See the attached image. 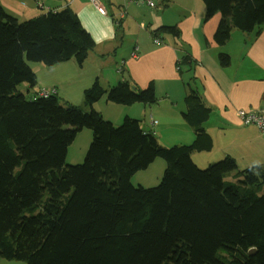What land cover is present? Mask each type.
Returning <instances> with one entry per match:
<instances>
[{
	"label": "trees",
	"instance_id": "obj_1",
	"mask_svg": "<svg viewBox=\"0 0 264 264\" xmlns=\"http://www.w3.org/2000/svg\"><path fill=\"white\" fill-rule=\"evenodd\" d=\"M202 1L204 19L219 14L218 45L234 29L264 27V0ZM158 32L178 36L179 28ZM94 46L68 5L19 22L0 3V255L27 264H264V163L238 169L230 155L205 168L193 162L191 154L210 150L213 140L204 127L211 108L190 82L189 55L177 66L190 144L162 146L140 120L126 115L115 126L93 108L104 95L124 105L156 103L152 83L123 79L104 89L96 79L83 90L87 111L17 89L35 85L31 64L81 65ZM217 60L230 63L224 52ZM82 128L92 132L84 160L65 165ZM157 157L165 161L160 183L133 186L131 176Z\"/></svg>",
	"mask_w": 264,
	"mask_h": 264
},
{
	"label": "crops",
	"instance_id": "obj_2",
	"mask_svg": "<svg viewBox=\"0 0 264 264\" xmlns=\"http://www.w3.org/2000/svg\"><path fill=\"white\" fill-rule=\"evenodd\" d=\"M153 1L155 6L135 0H97L105 14L99 13L97 5L90 0H0V3L18 21L66 5L71 7L95 42L81 65H75L72 60L59 63L70 66L75 73L87 68L85 77L74 86L84 90L96 79L104 89L123 79L140 88L152 83L159 100L150 105L135 103L128 109H117V119L126 115L136 118L144 131L158 139L169 137L175 144H189L194 138L192 128L181 116L185 108L184 84L177 66L180 57L189 55L194 75L190 82L211 108L204 127L212 137L213 146L218 141L222 155L233 157L238 169L263 164L264 134L254 125L243 124L239 112L264 106V27L258 34L238 33L234 29L229 40L218 45L213 35L219 14L204 19L202 0ZM172 25L179 28L178 36L155 33L161 26ZM154 37L159 42H154ZM221 52L230 57L226 67L218 63ZM31 67L36 78L49 70L40 63ZM55 84L61 85L56 79L39 81V88L31 97L39 89L56 87ZM103 97L93 103L102 116L104 112L99 104ZM108 102L102 104L110 106Z\"/></svg>",
	"mask_w": 264,
	"mask_h": 264
},
{
	"label": "rangeland",
	"instance_id": "obj_3",
	"mask_svg": "<svg viewBox=\"0 0 264 264\" xmlns=\"http://www.w3.org/2000/svg\"><path fill=\"white\" fill-rule=\"evenodd\" d=\"M45 1V0H44ZM159 2L160 0H155ZM19 22H23L19 20ZM240 31L238 30V33ZM73 61L75 65L78 63L74 59H70ZM69 61V60H68ZM77 63V64H76ZM62 64H55L54 66H46L45 70L41 75L36 78L35 85L30 87L28 83L23 82L17 86V89L22 92L27 99L31 98V94L39 88V81H53L57 80L61 85L55 84V88L57 89V93L55 94L60 105L64 106L67 103H72L81 107L83 111H87L86 106L83 105V89L81 87L74 86V84L80 80H82L85 76V72L87 68H85L82 72L75 73L74 69H71L70 66H61ZM45 66V65H44ZM62 67H66L62 68ZM55 69V70H54ZM57 69L58 73H57ZM54 71L52 74L51 72ZM66 72V73H65ZM65 73L64 75H62ZM58 78V79H57ZM59 79H63L60 81ZM51 88V87H49ZM81 100V101H80ZM101 110H103L104 119L112 122L115 126L120 125L123 118L118 121L117 114L119 110L117 109H128L129 105L118 104L114 102H108L110 106L103 105L102 103H106L107 98L106 95L102 98ZM114 107V108H113ZM111 118V119H110ZM66 128H71L70 125H65ZM174 134H171V136ZM164 139H158V142L162 146H172L175 144L173 140L169 139V137L163 136ZM194 139V138H193ZM92 140V132L88 128H82L79 130L70 144L67 146V151L64 159L65 165H76L80 164L84 160V156L86 151L89 148V145ZM193 141V140H192ZM191 141V142H192ZM179 142V141H177ZM190 142V143H191ZM189 143V144H190ZM187 144V143H185ZM224 156L222 155V151L218 145V141H215V145L208 151H195L191 154V158L193 162L200 168L207 167L210 163H214ZM165 168V161L161 157L155 158L146 168L136 171L130 178V182L133 186H144V187H152L156 186L160 183V180L163 175V171ZM233 173L229 174L228 177H232ZM0 264H27L22 260H9L0 255Z\"/></svg>",
	"mask_w": 264,
	"mask_h": 264
},
{
	"label": "built area",
	"instance_id": "obj_4",
	"mask_svg": "<svg viewBox=\"0 0 264 264\" xmlns=\"http://www.w3.org/2000/svg\"><path fill=\"white\" fill-rule=\"evenodd\" d=\"M92 3L97 5L98 12L101 14H105V9L102 5H98L97 0H90ZM136 2H146L150 6H155L153 0H135ZM154 42H159V38L154 37ZM137 48L135 47L133 51V55H135ZM57 93V89L55 87L39 89L36 93L35 97H49L53 96ZM240 120L245 125H254L258 131L264 134V106L255 109L242 110L239 112Z\"/></svg>",
	"mask_w": 264,
	"mask_h": 264
},
{
	"label": "water",
	"instance_id": "obj_5",
	"mask_svg": "<svg viewBox=\"0 0 264 264\" xmlns=\"http://www.w3.org/2000/svg\"><path fill=\"white\" fill-rule=\"evenodd\" d=\"M250 253H252V250L250 251Z\"/></svg>",
	"mask_w": 264,
	"mask_h": 264
}]
</instances>
